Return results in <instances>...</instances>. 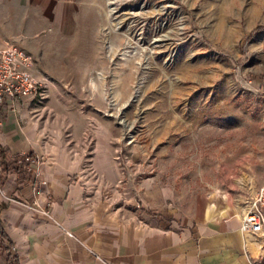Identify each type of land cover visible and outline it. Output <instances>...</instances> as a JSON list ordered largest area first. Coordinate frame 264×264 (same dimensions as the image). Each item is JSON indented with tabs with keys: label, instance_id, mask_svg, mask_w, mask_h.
I'll return each mask as SVG.
<instances>
[{
	"label": "rangeland",
	"instance_id": "374dc122",
	"mask_svg": "<svg viewBox=\"0 0 264 264\" xmlns=\"http://www.w3.org/2000/svg\"><path fill=\"white\" fill-rule=\"evenodd\" d=\"M68 2L11 39L40 83L12 110L83 134L134 197L240 218L264 180V0Z\"/></svg>",
	"mask_w": 264,
	"mask_h": 264
},
{
	"label": "crops",
	"instance_id": "0c3cea01",
	"mask_svg": "<svg viewBox=\"0 0 264 264\" xmlns=\"http://www.w3.org/2000/svg\"><path fill=\"white\" fill-rule=\"evenodd\" d=\"M68 1L57 0L55 11V0H0V46L14 43L30 21L34 29L51 27L52 12ZM15 106L0 107V227L12 264H251L256 246L244 242L239 217L191 221L134 197L95 148L86 152L83 134L49 131L47 118L23 122L24 106ZM53 122L67 124L66 114ZM23 152L37 157V174L13 163Z\"/></svg>",
	"mask_w": 264,
	"mask_h": 264
},
{
	"label": "built area",
	"instance_id": "2783aa9c",
	"mask_svg": "<svg viewBox=\"0 0 264 264\" xmlns=\"http://www.w3.org/2000/svg\"><path fill=\"white\" fill-rule=\"evenodd\" d=\"M39 85L32 75L30 56L14 43L3 42L0 46V107L12 110L16 99L40 96ZM13 163L25 172L37 174L38 159L33 154L19 153L13 158ZM40 184H43L42 180ZM238 230L244 242L256 246L251 264H264V255H260V250L264 251V180L240 216ZM248 234H258L260 241L248 239Z\"/></svg>",
	"mask_w": 264,
	"mask_h": 264
},
{
	"label": "trees",
	"instance_id": "16d2710c",
	"mask_svg": "<svg viewBox=\"0 0 264 264\" xmlns=\"http://www.w3.org/2000/svg\"><path fill=\"white\" fill-rule=\"evenodd\" d=\"M3 241H4V236L2 233V229L0 227V256H2L5 264H12L14 260V256H10L11 245L9 243L3 245Z\"/></svg>",
	"mask_w": 264,
	"mask_h": 264
},
{
	"label": "bare ground",
	"instance_id": "6f19581e",
	"mask_svg": "<svg viewBox=\"0 0 264 264\" xmlns=\"http://www.w3.org/2000/svg\"><path fill=\"white\" fill-rule=\"evenodd\" d=\"M248 236L254 238L255 236H259L258 234H248Z\"/></svg>",
	"mask_w": 264,
	"mask_h": 264
}]
</instances>
